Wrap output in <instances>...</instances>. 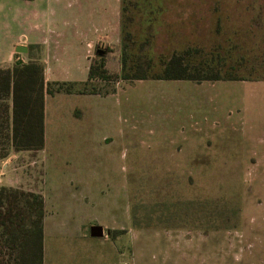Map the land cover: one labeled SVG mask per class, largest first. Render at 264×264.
I'll return each mask as SVG.
<instances>
[{
	"label": "rangeland",
	"instance_id": "374dc122",
	"mask_svg": "<svg viewBox=\"0 0 264 264\" xmlns=\"http://www.w3.org/2000/svg\"><path fill=\"white\" fill-rule=\"evenodd\" d=\"M15 2L0 0L2 48ZM122 2L110 73L122 74L123 52L151 74L189 50L197 75L232 66L262 75L264 0ZM15 53L11 67L30 60ZM252 65L260 70L250 74ZM262 82H61L60 93L76 95L51 99L45 148L0 159V187L47 198L44 264H264ZM92 225L104 235L92 236Z\"/></svg>",
	"mask_w": 264,
	"mask_h": 264
},
{
	"label": "trees",
	"instance_id": "16d2710c",
	"mask_svg": "<svg viewBox=\"0 0 264 264\" xmlns=\"http://www.w3.org/2000/svg\"><path fill=\"white\" fill-rule=\"evenodd\" d=\"M184 53H173L161 66L149 74L142 64L128 65L123 52L122 74H112L105 67L104 58L92 63L89 79L112 80L121 76L125 80L186 79V80H261L260 77L240 74L238 67L222 73L197 75L190 72ZM263 59V58H262ZM137 63V62H136ZM264 63V59L263 62ZM150 64V63H149ZM198 69V68H197ZM133 70L134 72H130ZM199 69L197 71H203ZM234 70V71H232ZM260 69L253 65L250 74ZM52 89L44 79L43 63L37 58L15 61L12 67H0V159L10 151L43 149L45 144V91L54 94L63 91L61 82ZM71 92V90H67ZM44 197L41 193L24 191L12 186L0 187V264H44Z\"/></svg>",
	"mask_w": 264,
	"mask_h": 264
},
{
	"label": "crops",
	"instance_id": "0c3cea01",
	"mask_svg": "<svg viewBox=\"0 0 264 264\" xmlns=\"http://www.w3.org/2000/svg\"><path fill=\"white\" fill-rule=\"evenodd\" d=\"M15 4L11 7L10 14L12 26L16 29L14 34H11L12 39L7 47L2 48L0 45V67H11L10 61L16 55V46L24 45L19 44L18 39L22 41L21 35H24L25 29V45L28 46L26 54L29 59L33 58L34 50L37 49L36 58L44 66L46 89L52 82H86L94 54H98V58H104L107 69H113L112 64H115L116 54L121 47L122 0H16ZM100 47H104L102 54L98 53ZM214 81L221 80H212L213 83ZM114 93L93 95L105 97ZM63 95L76 93L50 94L45 91V140L49 128L51 99ZM3 167H8L6 162H3ZM42 195L45 203V238L48 208L47 198L43 192Z\"/></svg>",
	"mask_w": 264,
	"mask_h": 264
},
{
	"label": "water",
	"instance_id": "95a60500",
	"mask_svg": "<svg viewBox=\"0 0 264 264\" xmlns=\"http://www.w3.org/2000/svg\"><path fill=\"white\" fill-rule=\"evenodd\" d=\"M16 52L17 53H27L28 52V46L26 45H17L16 46ZM104 52V50H98L99 54H102ZM18 62H24L23 58H19L17 60ZM91 235L95 236V237H101L104 235V228L101 225H92L91 226Z\"/></svg>",
	"mask_w": 264,
	"mask_h": 264
},
{
	"label": "built area",
	"instance_id": "2783aa9c",
	"mask_svg": "<svg viewBox=\"0 0 264 264\" xmlns=\"http://www.w3.org/2000/svg\"><path fill=\"white\" fill-rule=\"evenodd\" d=\"M22 58V57H21Z\"/></svg>",
	"mask_w": 264,
	"mask_h": 264
}]
</instances>
